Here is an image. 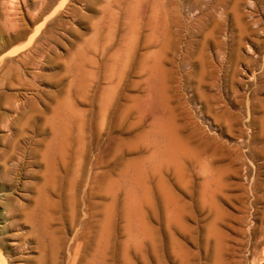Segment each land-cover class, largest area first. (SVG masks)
<instances>
[{
    "label": "rangeland",
    "instance_id": "rangeland-1",
    "mask_svg": "<svg viewBox=\"0 0 264 264\" xmlns=\"http://www.w3.org/2000/svg\"><path fill=\"white\" fill-rule=\"evenodd\" d=\"M0 264H264V0H0Z\"/></svg>",
    "mask_w": 264,
    "mask_h": 264
},
{
    "label": "bare ground",
    "instance_id": "bare-ground-1",
    "mask_svg": "<svg viewBox=\"0 0 264 264\" xmlns=\"http://www.w3.org/2000/svg\"><path fill=\"white\" fill-rule=\"evenodd\" d=\"M43 2H45V1H43ZM45 4H47L46 2L43 4V5H45ZM42 4H40V6H41ZM38 7V6H37ZM44 7V6H43ZM45 7H48V6H46L45 5ZM49 8V7H48ZM41 11V10H40ZM42 12V11H41ZM46 13V12H45ZM37 14V13H36ZM38 14H40V12H38ZM42 14V13H41ZM43 15V14H42ZM41 16V15H40ZM39 17V16H38ZM37 19V18H36ZM17 29V28H16ZM58 128V127H57ZM55 133H57V131L55 132ZM54 133V134H55ZM54 140H56V136L54 137ZM59 141V140H58Z\"/></svg>",
    "mask_w": 264,
    "mask_h": 264
}]
</instances>
